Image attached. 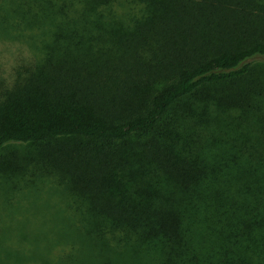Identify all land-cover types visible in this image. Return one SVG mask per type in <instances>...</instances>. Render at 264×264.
<instances>
[{
	"label": "trees",
	"instance_id": "trees-1",
	"mask_svg": "<svg viewBox=\"0 0 264 264\" xmlns=\"http://www.w3.org/2000/svg\"><path fill=\"white\" fill-rule=\"evenodd\" d=\"M0 34V151L76 220L0 230L18 264H264V0H0Z\"/></svg>",
	"mask_w": 264,
	"mask_h": 264
},
{
	"label": "rangeland",
	"instance_id": "rangeland-1",
	"mask_svg": "<svg viewBox=\"0 0 264 264\" xmlns=\"http://www.w3.org/2000/svg\"><path fill=\"white\" fill-rule=\"evenodd\" d=\"M22 40L20 38L17 42H10L0 34V68L5 73L16 64L26 62L31 55L32 50ZM33 153L34 147L30 145H10L0 151V230H8L10 234L11 229L21 231L28 227L47 226L51 221L55 222V215L63 225L76 223L67 203L72 195L65 183L50 164L35 159L36 154ZM32 158L41 163L35 164ZM75 205L72 202L71 206ZM14 236L18 237V241L25 238L21 232L12 238ZM12 238L7 237L6 248H0V257L6 264H18L20 259L12 256L8 247ZM12 242L10 247L14 248L13 239ZM47 244L50 255L60 243L56 241ZM48 251L44 254L46 257H49ZM41 264H44V260ZM48 264L55 262L52 260Z\"/></svg>",
	"mask_w": 264,
	"mask_h": 264
}]
</instances>
